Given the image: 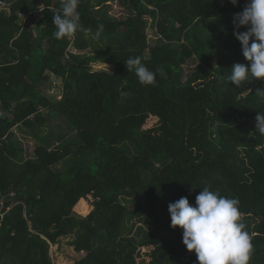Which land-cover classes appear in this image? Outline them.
I'll return each instance as SVG.
<instances>
[{
    "label": "trees",
    "instance_id": "trees-1",
    "mask_svg": "<svg viewBox=\"0 0 264 264\" xmlns=\"http://www.w3.org/2000/svg\"><path fill=\"white\" fill-rule=\"evenodd\" d=\"M6 1L0 264H53L49 247L66 238L80 255L75 264H143L142 255L144 264H198L182 229L170 226L168 204L187 197L194 205L204 187L239 200L249 264H264V134L255 131L264 78L228 80L233 65L249 63L232 24L248 0H116L121 17L108 13V0H80L79 23L90 31L63 39L52 23L61 0ZM130 57L156 73L154 85L127 70ZM97 60L112 70H91ZM50 76L61 80L59 98L42 90ZM54 117L75 141L53 147L42 135L54 131ZM15 128L40 142L33 157Z\"/></svg>",
    "mask_w": 264,
    "mask_h": 264
},
{
    "label": "clouds",
    "instance_id": "clouds-1",
    "mask_svg": "<svg viewBox=\"0 0 264 264\" xmlns=\"http://www.w3.org/2000/svg\"><path fill=\"white\" fill-rule=\"evenodd\" d=\"M228 2L236 6L238 0ZM79 3L80 0H61V9L52 16L57 39L72 37L77 31H90L79 23ZM232 24L233 36L249 63L233 65L228 80L239 86L245 81L264 78V0H248L242 11L233 14ZM99 27L97 38L103 30L102 25ZM241 28L246 30L239 31ZM124 63L141 84L156 83V73L140 57H130ZM255 95L264 100V88L256 89ZM255 120V131L264 134V113L258 114ZM202 189L194 205L187 197L168 204L170 226L182 229V243L187 251H194L198 264H249L252 238L242 222L239 200L222 196L209 187Z\"/></svg>",
    "mask_w": 264,
    "mask_h": 264
},
{
    "label": "rangeland",
    "instance_id": "rangeland-1",
    "mask_svg": "<svg viewBox=\"0 0 264 264\" xmlns=\"http://www.w3.org/2000/svg\"><path fill=\"white\" fill-rule=\"evenodd\" d=\"M103 3V2H102ZM102 3L96 4L95 8H99L102 6ZM104 5H108V13L115 16V17H121V15L124 14V9L121 8L116 0H108L103 3ZM148 22L150 23V19H148ZM149 26V24H148ZM151 27V26H150ZM148 27L147 33L148 39L150 43H154V27L152 28ZM91 70H107L111 71L112 68L109 64L103 62V61H95L89 64ZM190 68L187 65H185V69L188 70ZM43 92L48 96V97H55L59 98L61 95V80L59 78H56L54 76H50L49 81L47 84H45L42 88ZM50 125L54 129V131H49L47 128H43V136H46L49 139L50 144H52L53 147H56L58 143L60 142V138L67 140L69 143H72L77 139L75 135V130L69 125V123L66 122V120L62 117H54L52 119H49ZM16 133L17 140L19 144L23 148V155L25 157H33V152L36 146L39 145L40 142H38L37 139L34 137L30 136H24L19 131L17 128L14 129ZM61 165H58L57 167H60ZM144 177L148 181V175L145 173ZM2 203V201H0ZM136 222H141V220H136ZM136 225H141L144 229H146V224L144 222H141L140 224L137 223ZM71 238H66L63 239L62 241H58L55 244H51L49 247V255L52 259L53 264H75L76 260H78L80 255L75 252L73 249V246L69 244ZM142 251H145L144 249ZM144 259L146 263L148 260L147 256H141L138 258V261L141 259ZM12 259L7 258L5 260L6 264H12ZM143 263V264H144ZM4 264V263H2Z\"/></svg>",
    "mask_w": 264,
    "mask_h": 264
},
{
    "label": "built area",
    "instance_id": "built-area-1",
    "mask_svg": "<svg viewBox=\"0 0 264 264\" xmlns=\"http://www.w3.org/2000/svg\"><path fill=\"white\" fill-rule=\"evenodd\" d=\"M10 3L6 0H0V12H8Z\"/></svg>",
    "mask_w": 264,
    "mask_h": 264
}]
</instances>
